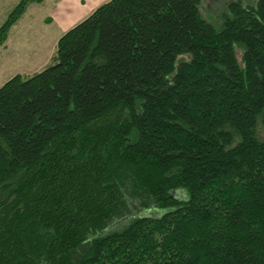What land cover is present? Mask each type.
Returning <instances> with one entry per match:
<instances>
[{"label":"trees","instance_id":"obj_1","mask_svg":"<svg viewBox=\"0 0 264 264\" xmlns=\"http://www.w3.org/2000/svg\"><path fill=\"white\" fill-rule=\"evenodd\" d=\"M201 2L108 0L0 86V264H264V0Z\"/></svg>","mask_w":264,"mask_h":264},{"label":"rangeland","instance_id":"obj_2","mask_svg":"<svg viewBox=\"0 0 264 264\" xmlns=\"http://www.w3.org/2000/svg\"><path fill=\"white\" fill-rule=\"evenodd\" d=\"M19 0H0V25L6 19L8 13ZM234 0H202L200 10L202 16L219 30L222 25L223 15L227 12V5ZM247 4H253L255 0H241ZM43 2V1H42ZM52 0H45L42 4L34 2L10 28L6 40L0 45V86L15 74L28 75L41 70L50 62L54 54L56 43L54 40L62 31H50L42 25V18L48 16ZM36 5V6H33ZM31 14L32 18H28ZM29 20V21H28ZM177 195L183 197L184 191H177ZM134 212V213H133ZM131 215L137 213H157L156 209H142L139 205H133ZM130 215V216H131ZM115 222L110 227H121L124 221ZM218 224V222H216ZM213 224L204 221L192 227V234L204 232ZM108 227V228H110ZM188 246L196 250L192 242Z\"/></svg>","mask_w":264,"mask_h":264},{"label":"crops","instance_id":"obj_3","mask_svg":"<svg viewBox=\"0 0 264 264\" xmlns=\"http://www.w3.org/2000/svg\"><path fill=\"white\" fill-rule=\"evenodd\" d=\"M44 1L45 0H43V2ZM107 1L108 0H52L49 8L50 12L47 14L48 16L42 18V25H45L46 28L52 32L55 31L58 33V31H62L60 33L63 34L69 28L88 16L96 7ZM43 2L36 5H40ZM28 18H32V15L29 14ZM60 36L54 40L55 43Z\"/></svg>","mask_w":264,"mask_h":264}]
</instances>
